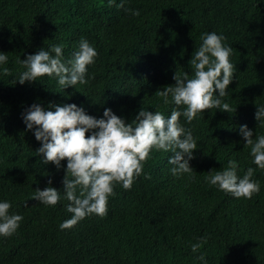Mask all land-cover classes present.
I'll use <instances>...</instances> for the list:
<instances>
[{
  "label": "trees",
  "instance_id": "obj_1",
  "mask_svg": "<svg viewBox=\"0 0 264 264\" xmlns=\"http://www.w3.org/2000/svg\"><path fill=\"white\" fill-rule=\"evenodd\" d=\"M120 3L0 0V53L8 56L0 64V202L12 205L9 215L23 217L13 235L0 236V264H264V169L253 163L239 131L247 125L254 141L264 135V118H255L264 106V0ZM211 32L232 48L235 77L222 99L234 111L206 110L191 124L181 116L197 140L192 174L172 175L168 160L174 154L153 150L131 189L115 185L106 216L92 214L61 229L73 215L63 192L67 161L59 170L43 162L35 128L27 130L22 114L34 103L50 111V105L76 104L97 119L107 108L126 123L141 108L166 118L173 109L182 112L184 106L165 105L155 93L173 85L176 72L192 77V55ZM81 38L98 53L86 84L64 89L55 76L19 84L26 70L21 60L41 49L54 56L53 46H61L66 62ZM229 161L237 163L240 178L255 169L258 194L235 198L206 182ZM49 179L61 194L55 206L31 199ZM202 238L207 243L194 253L191 246Z\"/></svg>",
  "mask_w": 264,
  "mask_h": 264
},
{
  "label": "clouds",
  "instance_id": "obj_2",
  "mask_svg": "<svg viewBox=\"0 0 264 264\" xmlns=\"http://www.w3.org/2000/svg\"><path fill=\"white\" fill-rule=\"evenodd\" d=\"M111 3L112 0H109L110 6ZM123 6L121 0L118 7ZM133 14L138 16L139 12ZM201 39L202 45L190 60L194 69L192 77L186 72H176L173 76L175 83L155 93L165 105L174 103L177 107L184 106L182 112L173 109L168 118L159 111L150 112L141 108L135 118L126 123L106 108L103 118L97 119L76 104L50 105L55 109L50 111L34 103L22 114L27 130L35 128L34 136L42 145L36 152L43 157V162L54 164L59 170L61 161H67L63 192L64 198L69 201L67 211L73 215L60 224L61 229L71 228L92 214L106 216L109 197L115 195V185L122 184L125 190L131 189L135 180L143 174L144 164L153 150L174 154L168 160L173 166L170 169L172 175L192 174L189 161L194 159L197 140L192 130L181 124V116L191 124L198 114L206 110L215 108L230 114L234 111L222 99L235 77L236 67L230 62L232 48L225 46L226 38L215 32L204 34ZM51 51L54 56L41 49L20 61L26 70L19 75V84L31 83L43 76L57 77L58 84L64 89L88 82L85 78L88 66L95 62L98 53L86 39L81 38L79 50L66 62L62 59L61 46H53ZM7 60L8 56L0 53V64H5ZM3 71L5 75H10L8 68ZM255 118L257 121L264 118V106L257 107ZM90 131L91 134L87 135ZM239 131L245 145L251 146L253 163L264 169V135L257 136L254 141V133L247 125L240 126ZM254 174L255 169L249 167L243 178L238 177L237 163L229 161L228 167L205 179L235 198L251 199L260 191L259 182L252 179ZM145 179H151V176L145 175ZM48 184L44 190L36 189L31 199L55 206L61 194L51 186V179ZM11 207L8 201L0 202V236L13 235L23 220L21 215H9ZM204 243L207 241L202 238L201 242L191 246L192 251L197 252ZM198 259L204 260L205 257L201 255Z\"/></svg>",
  "mask_w": 264,
  "mask_h": 264
}]
</instances>
